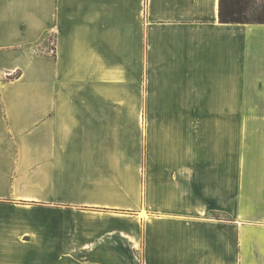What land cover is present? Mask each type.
I'll return each mask as SVG.
<instances>
[{
    "label": "crops",
    "instance_id": "obj_1",
    "mask_svg": "<svg viewBox=\"0 0 264 264\" xmlns=\"http://www.w3.org/2000/svg\"><path fill=\"white\" fill-rule=\"evenodd\" d=\"M248 117L264 23L219 0H0V264H264Z\"/></svg>",
    "mask_w": 264,
    "mask_h": 264
},
{
    "label": "rangeland",
    "instance_id": "obj_2",
    "mask_svg": "<svg viewBox=\"0 0 264 264\" xmlns=\"http://www.w3.org/2000/svg\"><path fill=\"white\" fill-rule=\"evenodd\" d=\"M251 5L248 6L245 11L243 10L240 14L241 17L248 19L264 18V0H252ZM52 40V35L46 34L44 42L47 40ZM235 105L232 106V109L238 107V102H233ZM239 118L231 117L232 130L235 126H239ZM256 118L248 117L246 118L247 132H246V154L250 156H257L260 159L259 164H248L246 167L248 169V175L246 179L241 182H234L232 185V207L234 205L241 204L243 200V205L246 206L248 210H253L255 204L264 206V126L262 125L261 132H254ZM260 128V123L258 124ZM4 152V151H0ZM251 171V174L249 172ZM240 186V187H239ZM235 195V196H234ZM239 195H242L243 198H239ZM248 215H253V213H247ZM246 215V214H245ZM247 215V216H248ZM241 214L232 212L231 222L232 226L235 224L238 219H240ZM250 217V216H248ZM250 219V218H249ZM254 220V215L250 219ZM233 232V231H232ZM26 264V263H24ZM45 264V263H44ZM48 264V262H46Z\"/></svg>",
    "mask_w": 264,
    "mask_h": 264
},
{
    "label": "trees",
    "instance_id": "obj_3",
    "mask_svg": "<svg viewBox=\"0 0 264 264\" xmlns=\"http://www.w3.org/2000/svg\"><path fill=\"white\" fill-rule=\"evenodd\" d=\"M252 0H219V20L221 22H261L264 18L246 19L241 12L250 6Z\"/></svg>",
    "mask_w": 264,
    "mask_h": 264
}]
</instances>
